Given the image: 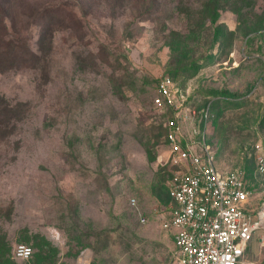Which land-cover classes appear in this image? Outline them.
Wrapping results in <instances>:
<instances>
[{"label":"rangeland","instance_id":"1","mask_svg":"<svg viewBox=\"0 0 264 264\" xmlns=\"http://www.w3.org/2000/svg\"><path fill=\"white\" fill-rule=\"evenodd\" d=\"M50 1H68L76 22L53 26L45 70L0 73V237L10 251L35 255L42 239L48 264H174L159 216L165 117L151 104L164 76L196 115L222 92L241 102L214 103L207 137L217 170H244L255 199L247 209L264 202L253 161L264 155V0L237 11L227 0L200 26L208 0H158L162 13L144 21L137 13L149 2ZM12 19V35L33 45L37 26L20 23L17 8ZM244 264H264V246L254 241Z\"/></svg>","mask_w":264,"mask_h":264},{"label":"built area","instance_id":"2","mask_svg":"<svg viewBox=\"0 0 264 264\" xmlns=\"http://www.w3.org/2000/svg\"><path fill=\"white\" fill-rule=\"evenodd\" d=\"M186 101L169 76L157 81L151 104L165 117L164 164L169 171V202L159 215L166 212L168 217H161L160 225L171 232L174 264H244L254 241L264 246V235L255 236L264 230V202L256 210L247 209L255 199L245 187L244 173L215 168L207 137L208 109L196 115ZM256 152L257 171L264 173V155ZM128 205L138 211L135 199ZM139 222L146 218L141 215ZM12 255L27 261L32 249L18 245Z\"/></svg>","mask_w":264,"mask_h":264},{"label":"trees","instance_id":"3","mask_svg":"<svg viewBox=\"0 0 264 264\" xmlns=\"http://www.w3.org/2000/svg\"><path fill=\"white\" fill-rule=\"evenodd\" d=\"M235 1L236 2L234 3V8L236 11L240 10L243 7L248 8L251 2H253L251 0ZM147 2H149V8L146 7L143 11L137 13V18L141 21L147 20V18H151L152 16H154V14H157L159 16V14L163 11V8H161L162 4L158 0H132V3L141 4L142 6H145ZM237 2L239 5L237 4ZM67 3L68 1L53 3L50 0H0V73L8 72L11 70L40 69L41 66H43L42 68L45 70L46 66H44L43 64L45 63L48 54L52 51V47L50 44L52 43L53 26H55V24H61L64 26V28H70V26L74 24V22H76V18L74 13L72 12V8L69 9L70 5ZM226 3L227 0H208L207 2H205L203 4V12L199 13L201 19L199 21H194L195 26H200L202 20L206 18H212L211 22L214 23L216 12H218L222 6H227ZM15 8L19 9L20 12V23L26 24V27H28L29 23H33L35 24V26H37V38L33 45L30 44L28 37L26 38L20 36V34L15 37L9 30L7 21L8 18H10L11 21L13 20L12 12L15 10ZM154 20L158 21V17H154ZM262 22L263 20L260 21V23ZM225 31H227L226 28ZM220 38L224 39L225 35L223 32L218 31L215 40L219 41ZM216 95L217 96L208 101V103H206L201 110L203 111L205 109H208L209 118H211L212 116L211 112L214 111L213 108L215 102H223L228 104L231 103L232 105L241 103L240 101L230 102L229 100H227V98L232 99L236 97L235 95L226 92H222L221 94ZM186 105L191 106L187 101ZM162 128L164 137L166 134V129L163 127V122ZM255 157L256 151L253 157L254 175L263 176L264 173H259L257 171ZM240 171L244 173L243 179L246 189L251 191L250 187L247 185L248 180L244 170L240 169ZM165 190L169 202L166 186ZM166 204L167 202L165 203V205ZM46 245L48 244L40 239L39 242L35 245V247L38 249V252L35 255H33L32 252L31 257L27 261L23 262H27L25 264H30V260L32 259L33 261L31 264H48L50 260L44 254ZM252 247L253 244L249 248L246 257L248 256V254H250ZM12 252L13 251H10L8 243L5 241V239L0 237V264H17L14 261L15 259L13 258Z\"/></svg>","mask_w":264,"mask_h":264},{"label":"crops","instance_id":"4","mask_svg":"<svg viewBox=\"0 0 264 264\" xmlns=\"http://www.w3.org/2000/svg\"><path fill=\"white\" fill-rule=\"evenodd\" d=\"M167 213L165 212L164 214H162V216L161 217H168V215H166ZM160 217V218H161Z\"/></svg>","mask_w":264,"mask_h":264}]
</instances>
